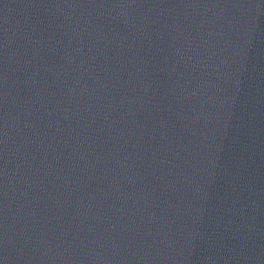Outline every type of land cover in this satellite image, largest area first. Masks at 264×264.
<instances>
[{
    "label": "water",
    "instance_id": "water-1",
    "mask_svg": "<svg viewBox=\"0 0 264 264\" xmlns=\"http://www.w3.org/2000/svg\"><path fill=\"white\" fill-rule=\"evenodd\" d=\"M0 264H264V0H0Z\"/></svg>",
    "mask_w": 264,
    "mask_h": 264
}]
</instances>
